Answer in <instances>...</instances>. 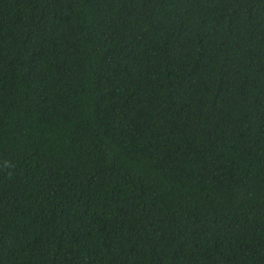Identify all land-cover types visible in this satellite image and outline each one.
Here are the masks:
<instances>
[{"label":"trees","instance_id":"trees-1","mask_svg":"<svg viewBox=\"0 0 264 264\" xmlns=\"http://www.w3.org/2000/svg\"><path fill=\"white\" fill-rule=\"evenodd\" d=\"M0 264H264V0H0Z\"/></svg>","mask_w":264,"mask_h":264}]
</instances>
